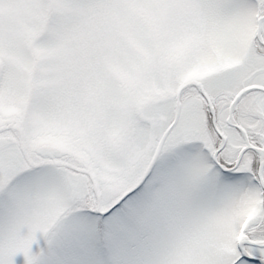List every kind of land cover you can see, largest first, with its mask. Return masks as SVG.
Returning <instances> with one entry per match:
<instances>
[{
    "label": "snow or ice",
    "instance_id": "6c2138e0",
    "mask_svg": "<svg viewBox=\"0 0 264 264\" xmlns=\"http://www.w3.org/2000/svg\"><path fill=\"white\" fill-rule=\"evenodd\" d=\"M0 264H264V0H0Z\"/></svg>",
    "mask_w": 264,
    "mask_h": 264
}]
</instances>
